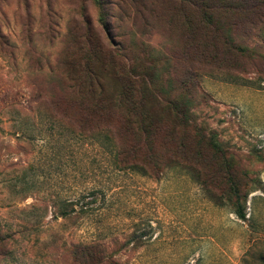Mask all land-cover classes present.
Returning <instances> with one entry per match:
<instances>
[{"label": "rangeland", "instance_id": "374dc122", "mask_svg": "<svg viewBox=\"0 0 264 264\" xmlns=\"http://www.w3.org/2000/svg\"><path fill=\"white\" fill-rule=\"evenodd\" d=\"M128 77L155 170L102 133ZM0 264H264V0H0Z\"/></svg>", "mask_w": 264, "mask_h": 264}, {"label": "trees", "instance_id": "16d2710c", "mask_svg": "<svg viewBox=\"0 0 264 264\" xmlns=\"http://www.w3.org/2000/svg\"><path fill=\"white\" fill-rule=\"evenodd\" d=\"M126 81L130 82L126 84L127 91H124L123 95L128 101L122 106L121 99L106 108L104 114L108 116L106 120L108 122L105 123L102 133L113 147L114 164L117 169L134 168L137 164L145 163L148 168L155 170L158 168L156 164L161 161V155L166 149H172L175 153L182 147L180 134L175 130L168 131L163 123L152 121L150 115L142 109L143 107L137 106L139 101L142 103L141 99L133 103L128 93L134 89L133 82L129 77ZM97 82L101 84L99 80ZM236 214L240 219L245 220L246 214L240 205Z\"/></svg>", "mask_w": 264, "mask_h": 264}]
</instances>
